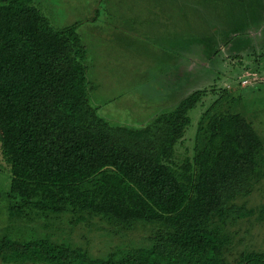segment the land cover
Returning <instances> with one entry per match:
<instances>
[{"label":"trees","instance_id":"trees-1","mask_svg":"<svg viewBox=\"0 0 264 264\" xmlns=\"http://www.w3.org/2000/svg\"><path fill=\"white\" fill-rule=\"evenodd\" d=\"M81 24L56 29L30 0H0L9 217L66 214L73 225L91 228L98 218L124 230L141 222L153 226L148 244L95 256L87 235L81 243L4 235L0 264H264V251H235L232 230L255 213L246 202L264 180V142L253 122L216 99L199 118L192 158L177 162L206 91L146 126L110 123L89 102Z\"/></svg>","mask_w":264,"mask_h":264},{"label":"rangeland","instance_id":"rangeland-1","mask_svg":"<svg viewBox=\"0 0 264 264\" xmlns=\"http://www.w3.org/2000/svg\"><path fill=\"white\" fill-rule=\"evenodd\" d=\"M30 1L56 29L82 22L89 102L110 123L146 126L205 90L177 145V162L192 158L199 118L216 99L252 121L264 142V0ZM10 168L0 143V237L21 241L47 234L81 243L87 235L95 256L148 244L153 226L141 222L124 230L98 218L91 228L73 225L66 214L10 219ZM246 204L255 213L232 227L235 251H264V180Z\"/></svg>","mask_w":264,"mask_h":264}]
</instances>
